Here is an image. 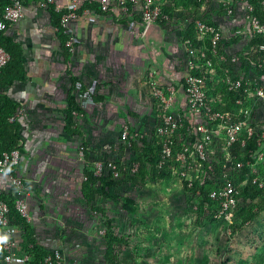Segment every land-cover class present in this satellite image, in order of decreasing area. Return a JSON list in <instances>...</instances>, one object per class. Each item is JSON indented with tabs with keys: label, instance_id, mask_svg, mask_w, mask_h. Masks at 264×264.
I'll list each match as a JSON object with an SVG mask.
<instances>
[{
	"label": "rangeland",
	"instance_id": "1",
	"mask_svg": "<svg viewBox=\"0 0 264 264\" xmlns=\"http://www.w3.org/2000/svg\"><path fill=\"white\" fill-rule=\"evenodd\" d=\"M218 4L219 0L211 1L202 16H213ZM91 29L82 33L80 41L73 39L74 47L84 38L93 43L84 57L74 48L70 64L55 38L54 46L48 47L53 50L49 68L59 78L57 99L48 107L55 115L43 113L34 124L51 142L32 144L36 151L38 146L44 148L45 159L27 160L21 155L30 211L27 222L36 241L49 251L58 246L60 264H111L105 259L109 249L117 264H264V209H258L259 196L246 199L230 220L220 222L207 218L205 210L201 216L175 180L124 182L114 189L119 202L101 196L91 203L85 200L84 168L92 171L97 162L118 163L127 171L134 167L135 156L121 142L119 131L127 125L131 134L149 130L147 122L138 119L139 94L147 91L142 86L152 72L165 75L164 58L153 57V51L163 50L164 55L167 51L161 49L167 48L166 31L157 25L150 27L145 39L137 24L121 25L108 42L101 28ZM165 65L166 69L169 61ZM70 75L85 85L73 93L84 109L78 120L83 137H71L63 128L61 109ZM50 117L54 118L47 120ZM83 142L89 150L86 160ZM125 197L135 202L131 211L121 205Z\"/></svg>",
	"mask_w": 264,
	"mask_h": 264
},
{
	"label": "built area",
	"instance_id": "2",
	"mask_svg": "<svg viewBox=\"0 0 264 264\" xmlns=\"http://www.w3.org/2000/svg\"><path fill=\"white\" fill-rule=\"evenodd\" d=\"M211 1L201 0L198 15L191 19L182 17L179 10L174 16L163 13L161 0H68L66 3L38 0V3L44 9L54 6L56 12L66 10L60 24L68 36L72 23L79 18L77 11L85 2L98 4L103 12L109 11L115 17L127 14L130 24H137L133 18L137 17L142 22V32L150 23L166 21L167 29L162 28L166 31L165 42L172 47L169 66L164 76L160 72L150 74L142 86L147 91L139 94L138 100V119L147 122L149 130L131 134L130 127L123 126L119 138L131 148L133 155L132 142L142 148L155 141L159 145L155 171H164L170 177L163 181H177L195 209L200 207L199 187L205 180L212 181L208 197L216 207L209 209L205 203L204 210L207 218L220 222L230 220L245 201L240 192L244 182H237L244 170L253 175L252 183L264 191V43L251 44L254 38L264 36V24L251 14L253 7L248 0H219L213 16H202ZM261 5L264 9V0ZM89 12L95 13L88 9L82 13ZM23 16L22 0H11L0 11V33ZM190 24L194 26L198 47L186 38ZM67 45L73 53L71 37ZM255 54L258 59L253 58ZM8 60L9 55L0 46V68ZM231 93L234 96L226 98ZM228 103L231 107L226 109ZM81 109L82 112H73L75 126L81 132L75 135L78 137H83L78 126L84 113L82 106ZM19 113L20 110L10 120ZM133 118L136 123V117ZM81 152L83 156L85 152L89 154L85 142L81 144ZM134 161L130 171L118 163L97 162L92 172L97 177L112 173L116 178L120 171L134 176L138 170L136 157ZM20 166L18 149L10 152L0 149V238H6L0 240L2 264H28L31 260L20 248L23 229L11 222L5 200L13 198L16 210L29 220L25 201L28 192ZM105 167L107 172L103 171ZM184 184L195 187V193H185ZM49 253L43 264H60V248L56 246Z\"/></svg>",
	"mask_w": 264,
	"mask_h": 264
},
{
	"label": "trees",
	"instance_id": "3",
	"mask_svg": "<svg viewBox=\"0 0 264 264\" xmlns=\"http://www.w3.org/2000/svg\"><path fill=\"white\" fill-rule=\"evenodd\" d=\"M11 0H0V11L4 6L9 4ZM162 2V12L169 15L174 16L178 14V10L182 17L185 19H191L196 17L201 8V0H161ZM249 4L252 5L251 14L256 16L261 23L264 24V9L261 5L262 0H248ZM50 16L51 23L57 29V36L60 41V47L62 50V55L65 61H69L71 57V47L67 45L69 41V36L66 33V29L61 26L60 19L63 12H56L54 10V6H50L47 8ZM91 10L100 15L112 16L111 12L106 11L103 12L99 5L96 3H88L85 2L77 11V14L80 16L81 13L85 10ZM131 10V9H130ZM131 14V12H128ZM115 21L120 25H130L131 20L129 19L127 14H121L120 16H112ZM137 24L141 25L142 22L137 19V17H133ZM159 24L167 29L166 21L160 20ZM186 38H189L193 41L195 46H199L198 41L196 40L194 26L190 24L186 30ZM261 44L264 43V36L256 37L251 41V44ZM75 45V43H73ZM0 46L7 52L9 55V60L7 63L0 68V87H5V85L10 84L14 79H21L24 75V71L22 66L20 65V48L17 44L13 43L9 38L5 37L3 33H0ZM254 59H258V54L253 56ZM68 63V62H67ZM69 91L66 97V107L63 109V128L66 134L72 136L80 135L81 132L75 126L74 111L82 112L81 106L76 100V96L73 94L78 84L82 89H85V85L77 78L70 75L69 78ZM234 94H229L226 98H232ZM228 100V99H226ZM231 107L230 103L227 104L226 109ZM18 112V105L12 103L5 95L0 94V149L2 151H12L18 149L21 153V139H20V125L14 119L10 120V118L14 117ZM132 149L134 151V155L136 157V161L138 162V170L134 176L128 175L122 171L118 177H114L112 173H109L105 176L97 177L93 174L91 170L84 168L83 175L84 180L82 181V187H88V192H85V200L91 203L96 196H101L103 198H108L113 202H119L120 197L116 194L115 188L121 185L124 182H128L131 184H137L141 182H145L148 180L153 181H163L168 180L170 177L164 172L155 171V165L158 162V153H159V145L154 141L153 143H147L144 147L139 148L136 142H132ZM85 160L87 159V153L85 152L84 156ZM120 170V168H118ZM253 175L246 169L243 173L237 178V182H244L240 192L241 197L246 200L250 197L259 196V210L264 209V191L260 190L255 184L252 183ZM97 186V189L95 188ZM213 187V182L209 180H205L204 184L199 187L200 190V215L204 214V204L208 203L209 209H214L216 207L215 203H213L208 197V191ZM185 193H195V187L188 188L186 184H184ZM4 198V197H3ZM8 207H9V217L11 222L17 226H20L23 229L22 235V243L21 248L23 247L22 252L28 254L31 257V260L28 264H43L44 259L49 253L39 242L35 239V232L31 224H29L26 219L20 215V213L16 210L14 206V199L9 198L5 199ZM121 205L123 209L126 211H131L132 206L135 203L132 198L125 197L121 201ZM111 249H109L105 255L106 261L111 264H117L116 261L112 259ZM3 255V249L0 244V258Z\"/></svg>",
	"mask_w": 264,
	"mask_h": 264
},
{
	"label": "crops",
	"instance_id": "4",
	"mask_svg": "<svg viewBox=\"0 0 264 264\" xmlns=\"http://www.w3.org/2000/svg\"><path fill=\"white\" fill-rule=\"evenodd\" d=\"M66 1L68 0H63L64 3H66ZM22 2L24 5L23 18L12 26H9L3 35L19 46L21 51L19 60L24 75L21 79H14L10 84L5 85V87H0V94L5 95L12 103L17 104L18 110H20L15 120L20 125L21 155L27 160L28 158L45 159L46 155L44 148L41 146L39 149L38 146V151H36L37 149L35 150L32 144L37 141L50 143L51 139L48 137L45 139L42 128L39 131L36 130L34 123L38 122L39 117L42 116L43 113H45L46 117L49 114L55 115L48 107L51 104L54 105V101L57 99L58 89L56 87V81L59 78L58 75L52 73L49 68L51 62L49 54L52 53L53 50L48 47L51 46L52 43V46H54L56 43L54 42V38L57 40L60 50L61 47L57 36V29L51 23V16L48 9L41 8L38 0H22ZM72 24L73 25H71L69 29V37H71L72 40L77 38V42L81 40L82 33L89 27L96 32L101 28L104 34L103 36L107 37L108 42L111 32L121 26L112 16L91 12L88 14L81 13L79 18ZM137 25L139 29H142L139 24ZM73 42L76 43V40H73ZM92 43L93 41L84 38L81 44H77L75 47L78 48V55L80 51V57H84V53ZM80 48H82L83 52H81ZM161 49L167 50L165 55L163 50L161 52L162 54L155 50L153 51L155 53L153 57L164 58V68H162V70L165 71V64L171 59L172 47L171 44L167 42V48L162 47ZM68 64H70V62H68ZM63 109H61L62 113ZM51 118L54 117L47 118V120ZM47 127L51 129V125ZM22 165L21 160V174L23 171ZM25 167V172H29L28 163H26Z\"/></svg>",
	"mask_w": 264,
	"mask_h": 264
},
{
	"label": "water",
	"instance_id": "5",
	"mask_svg": "<svg viewBox=\"0 0 264 264\" xmlns=\"http://www.w3.org/2000/svg\"><path fill=\"white\" fill-rule=\"evenodd\" d=\"M153 25H157V26L159 27L160 30H162L163 32H165V30L162 28V26H161L160 24H157V23H150V24L145 28V30H144V32H143V34H142L143 39H145V37H146V35H147V33H148L150 27L153 26ZM163 39H164V38H163ZM163 39H162V40H163ZM162 40H160V41H162ZM144 41H145V40H144Z\"/></svg>",
	"mask_w": 264,
	"mask_h": 264
},
{
	"label": "clouds",
	"instance_id": "6",
	"mask_svg": "<svg viewBox=\"0 0 264 264\" xmlns=\"http://www.w3.org/2000/svg\"><path fill=\"white\" fill-rule=\"evenodd\" d=\"M3 239H6V238H0V240H3Z\"/></svg>",
	"mask_w": 264,
	"mask_h": 264
}]
</instances>
